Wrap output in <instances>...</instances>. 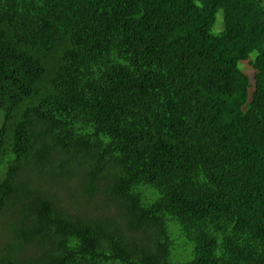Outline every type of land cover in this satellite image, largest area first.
I'll return each instance as SVG.
<instances>
[{
  "label": "trees",
  "instance_id": "obj_1",
  "mask_svg": "<svg viewBox=\"0 0 264 264\" xmlns=\"http://www.w3.org/2000/svg\"><path fill=\"white\" fill-rule=\"evenodd\" d=\"M0 216V264H264V0H0Z\"/></svg>",
  "mask_w": 264,
  "mask_h": 264
},
{
  "label": "rangeland",
  "instance_id": "obj_2",
  "mask_svg": "<svg viewBox=\"0 0 264 264\" xmlns=\"http://www.w3.org/2000/svg\"><path fill=\"white\" fill-rule=\"evenodd\" d=\"M243 69L247 71L248 73H251V68L248 64L243 65ZM61 177H65L63 174ZM67 178V177H66ZM56 181V178L54 180V183ZM60 184L55 185L52 190L54 191L55 196H58L59 202L68 205L69 209H75L76 211L82 212V214L88 216V217H95L92 218L95 222L104 223L107 224L108 222L111 223L109 220H115L117 223L123 224V221H121L116 208L113 207L109 210H102L100 209L99 204H95V201L93 204H91V201L88 199V196L85 194L83 199L85 198L86 202L84 201V207L79 205L75 200L73 195L76 194L77 191H79V184L69 182L68 180H61L59 182ZM84 190L83 188H81ZM81 195V194H80ZM96 201L104 200V193L101 192L100 194L96 195ZM81 206V207H80ZM9 216L12 218V214L10 213ZM4 219L0 216V245H3V241L9 240L6 239V233L3 229V222ZM112 225V224H111ZM125 228V226H124ZM127 230V228L125 229Z\"/></svg>",
  "mask_w": 264,
  "mask_h": 264
}]
</instances>
